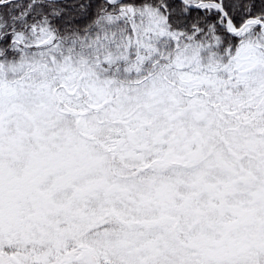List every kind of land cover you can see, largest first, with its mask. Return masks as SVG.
Masks as SVG:
<instances>
[{"label":"snow or ice","instance_id":"snow-or-ice-1","mask_svg":"<svg viewBox=\"0 0 264 264\" xmlns=\"http://www.w3.org/2000/svg\"><path fill=\"white\" fill-rule=\"evenodd\" d=\"M0 264H264V0H0Z\"/></svg>","mask_w":264,"mask_h":264}]
</instances>
